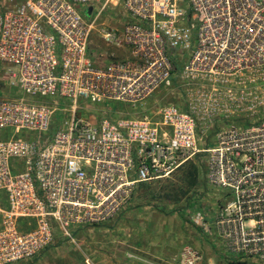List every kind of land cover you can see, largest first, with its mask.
Wrapping results in <instances>:
<instances>
[{
    "label": "built area",
    "instance_id": "2783aa9c",
    "mask_svg": "<svg viewBox=\"0 0 264 264\" xmlns=\"http://www.w3.org/2000/svg\"><path fill=\"white\" fill-rule=\"evenodd\" d=\"M117 13L121 30L103 22ZM94 34L129 58L103 71L89 54ZM0 67L17 94L0 98V264L112 227L138 188L204 152L220 154L209 183L236 188L221 211L227 220L216 223L241 244L231 264H264V236L254 235L264 234V189L253 188L264 186V171L247 173L264 158L249 153L244 136L264 125V0H0ZM174 85L190 102L185 111L135 119L103 107ZM235 114L237 128L216 124ZM206 121L228 135L202 150ZM180 257L176 264L200 260L192 249Z\"/></svg>",
    "mask_w": 264,
    "mask_h": 264
},
{
    "label": "rangeland",
    "instance_id": "374dc122",
    "mask_svg": "<svg viewBox=\"0 0 264 264\" xmlns=\"http://www.w3.org/2000/svg\"><path fill=\"white\" fill-rule=\"evenodd\" d=\"M103 17H105V14ZM103 22L106 26L113 27L116 30H121L122 28V18L118 13L112 16L106 15ZM89 54L94 63L103 71L108 70L113 62L126 61L130 55L126 48H117L110 45L97 34H94L91 39ZM7 80L5 68L0 67V98L15 97L17 95L16 92L10 90L7 86ZM182 92L174 85L168 89L159 88L154 90L148 98L135 104L109 102L103 107L109 108L108 110L112 112L125 113L121 115L122 117L135 119L142 118L145 115L152 117L162 108L169 106H175L185 111L188 109L190 102H188L183 94L184 92ZM84 108L87 112L102 110V106L93 108L85 105ZM204 113L199 112L197 116L200 122L203 121ZM250 118L253 119L254 117ZM216 119L223 120V123L220 121L216 122V124L234 125L236 128L238 123L241 122L238 114L230 115L228 118L217 117ZM260 119L263 124L264 112H262ZM207 124L201 125L204 133H199L201 141L198 148L202 150L208 149L215 142L214 146L219 147L217 141H220V136L228 135V132L220 133L219 135L218 132L213 131L214 129H210V123L207 122ZM261 129L255 132L248 129L250 132L244 133V136L247 138L246 143H251L248 145L250 148L249 153L254 154L255 157L264 158V125H262ZM239 137L236 134V142ZM234 150L235 170H232V172L236 176L235 178L238 179V165H240L241 157L236 154V149ZM225 152L226 150L223 151V154ZM213 154L199 153L196 158L180 167L171 178L165 180L162 186L158 187V185L152 184L148 186V191L146 188H138L137 194L131 201L130 208L118 218L117 223L112 227L80 230L75 234V241L76 238L84 240V244L80 246L81 249H79L77 243L63 242L50 248L42 258L35 259L29 263L25 261L16 264H92L93 254H96L95 251L101 252L98 248L99 246L108 250L106 253L108 256L109 252H116L117 255L114 256L117 257L118 264L127 262V252L144 255L138 249L143 250V248L147 247V249H151L148 252L150 254H147V256L157 263V261H161L160 251L165 246L162 238L169 236L178 244V248L182 246L178 243L180 240H177L179 235L169 229V227L173 228L182 222L188 223L187 228L191 230H187L186 234L192 232L190 236L195 237V241L191 239V242L196 243V252L200 257L198 264L233 263L235 255H233L231 249L238 250L241 244H229L228 237H226L227 231L224 232V229H221V225L216 223L227 220L224 216L225 213H221V211L225 208L226 203L234 202L236 194L232 197H226V195L230 194V192L234 193L236 188L233 189L221 185L213 186L209 183L208 174L211 157L214 156L216 158L220 155L219 153ZM252 165V169L247 171V173H252L254 171L253 168L256 167L259 168L258 170L264 171V159L262 164ZM262 182L264 183V179ZM237 185L235 182L234 186L236 187ZM253 188L264 189V186ZM235 213L231 212L229 215L232 216ZM197 214H200V220L195 223L193 218ZM166 224L169 227H166ZM168 229L171 231L169 235H167L169 233ZM254 235L256 237L264 236V234L260 233L258 235L256 232ZM147 239H150L151 243L142 245L141 243ZM100 243L102 245H99ZM72 249H75V251H71ZM146 251L144 250V252ZM180 259V256L172 257L170 264H176Z\"/></svg>",
    "mask_w": 264,
    "mask_h": 264
},
{
    "label": "crops",
    "instance_id": "0c3cea01",
    "mask_svg": "<svg viewBox=\"0 0 264 264\" xmlns=\"http://www.w3.org/2000/svg\"><path fill=\"white\" fill-rule=\"evenodd\" d=\"M167 226L169 227V225L166 224V227ZM187 227H188V223H183V222L180 223L178 226H175L173 228L169 227L170 230L172 229L174 232L177 233L176 235H179L177 240H180V241H178V243H180L182 246H180V248H178V244L176 242H174L173 239L169 238V236H165L164 238H162L163 242L165 243V246L163 248H161V251H160V253H161L160 254V260L161 261L160 262L157 261V263H156L155 261L149 259L147 254H150L148 252H150L151 249H149V248L147 249V247H145V248H143V250L138 249V251H140V253L144 254V255H140L139 253L135 254L134 252L131 254L130 252H127L126 254H127L128 260L125 264H170L172 257L174 258L176 256H180L181 254L184 253L185 250H187V249L197 250L196 249V243L191 242L192 240L195 241V237L190 236V234L192 232H189L190 234H186L187 230L191 231ZM169 229H168L169 233L166 232L167 235L171 234V231ZM182 229L185 231H183ZM150 241H151L150 239H147L145 242H142L141 244L142 245H149L151 243ZM75 243H77V246L79 247V249H81L80 246L82 244H84V240H82V239L79 240L78 238H76ZM99 245H102V243H100ZM132 245H133V243H132ZM166 245H168V246H166ZM52 247H50V248H52ZM184 247H186V248L183 249ZM98 248H99V250H101V252L95 251L96 254H93L92 264H118V259L116 256H114V255H117L116 252H109V256H108V255H106L108 250L104 249L102 246H99ZM49 249L43 251L38 257L34 258L33 260L42 258L44 256L45 252H47ZM102 250H104V251H102ZM144 250H147V251L144 252ZM71 251H75V249H72ZM29 262H31V261H29Z\"/></svg>",
    "mask_w": 264,
    "mask_h": 264
},
{
    "label": "flooded vegetation",
    "instance_id": "af4514ba",
    "mask_svg": "<svg viewBox=\"0 0 264 264\" xmlns=\"http://www.w3.org/2000/svg\"><path fill=\"white\" fill-rule=\"evenodd\" d=\"M254 125H255V128L260 129V125H261V123H260L259 120H255ZM241 126H242L243 128L245 127V126H244V122H243V125H241ZM243 167H245V166H243Z\"/></svg>",
    "mask_w": 264,
    "mask_h": 264
},
{
    "label": "trees",
    "instance_id": "16d2710c",
    "mask_svg": "<svg viewBox=\"0 0 264 264\" xmlns=\"http://www.w3.org/2000/svg\"><path fill=\"white\" fill-rule=\"evenodd\" d=\"M152 184H156L159 187V186H162L163 182L162 183H152ZM152 184L143 185L141 188H146V190L148 191L149 190L148 186H151ZM189 207H190V204H189Z\"/></svg>",
    "mask_w": 264,
    "mask_h": 264
},
{
    "label": "water",
    "instance_id": "95a60500",
    "mask_svg": "<svg viewBox=\"0 0 264 264\" xmlns=\"http://www.w3.org/2000/svg\"><path fill=\"white\" fill-rule=\"evenodd\" d=\"M90 12H91V8H89L88 10H87V15H90Z\"/></svg>",
    "mask_w": 264,
    "mask_h": 264
}]
</instances>
